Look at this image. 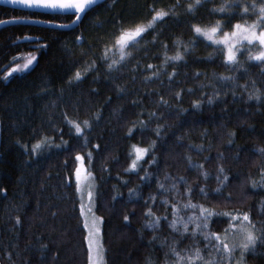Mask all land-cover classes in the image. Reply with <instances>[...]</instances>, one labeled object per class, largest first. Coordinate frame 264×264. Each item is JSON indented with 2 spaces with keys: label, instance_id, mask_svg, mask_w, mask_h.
I'll use <instances>...</instances> for the list:
<instances>
[{
  "label": "trees",
  "instance_id": "1",
  "mask_svg": "<svg viewBox=\"0 0 264 264\" xmlns=\"http://www.w3.org/2000/svg\"><path fill=\"white\" fill-rule=\"evenodd\" d=\"M194 2L179 0L178 15L166 25L152 21L153 0H106L85 12L72 29L31 23L0 29V189L5 190L0 192V264H87L86 232L74 180L77 153L93 179L94 212L104 218V264H165L159 241L171 238L166 221L156 230L155 243H149L153 229L144 226L142 235L139 231L145 199L155 192L156 178L145 180L141 195L129 199L128 188L140 184L143 171H124L130 145L156 139L153 129L158 123L172 127L165 142L159 143L158 165L150 166L152 171L158 167L161 173L187 177L197 192L204 186L210 198L207 207L239 208L250 211L254 220L264 219V189L249 185L246 196L240 190L246 178L259 180L264 174V157L258 151L264 148V106L244 99L253 88L264 91V75L255 66L246 72L245 67L256 62L241 53L238 58L244 67L227 70L219 51L222 45H213L190 29V25L211 27L217 19L233 27L255 17L250 12L241 19L239 9L210 15L221 4L227 7L226 0H202L203 6L189 9ZM174 3L177 0H155V8L168 12L167 6ZM4 20L70 24L74 16L0 6V21ZM136 26L145 28V33L118 51L116 37ZM178 50L183 60L162 63L165 55L171 57ZM31 56L37 59L24 69ZM17 65L20 73L6 80ZM155 70L159 77L152 75ZM169 74H174L171 82ZM181 90L182 99L177 100L175 93ZM214 90L221 96L211 106L192 108L194 100L201 96L206 100ZM161 96L173 109L177 105L187 109L179 121L174 110L157 103ZM152 113L156 115L150 120ZM137 121H144L146 128L137 126L127 136ZM77 124L81 133L75 131ZM229 132L235 133L232 144L227 143ZM178 136L183 138L179 143ZM37 142L40 147L31 157L21 147L31 150ZM62 143L63 147H55ZM221 167L229 179L217 193L213 190ZM204 172L209 173L207 178ZM193 202L205 201L197 195ZM154 211L164 214L159 204ZM125 212L131 213L130 223L122 219ZM211 227L222 232L227 218L214 217ZM246 259L247 264H264V251H250Z\"/></svg>",
  "mask_w": 264,
  "mask_h": 264
},
{
  "label": "snow or ice",
  "instance_id": "2",
  "mask_svg": "<svg viewBox=\"0 0 264 264\" xmlns=\"http://www.w3.org/2000/svg\"><path fill=\"white\" fill-rule=\"evenodd\" d=\"M13 4H21L26 8L32 9H44L51 10L52 12L59 11L60 13H68L74 15L77 20H79L82 14L86 11L87 7L95 3V0H10ZM227 7L221 6L218 9L212 10L210 15H214L216 12H228L232 10L239 9L243 15H251L255 17L253 23H248L246 20L244 23H237L233 26V32L231 34L225 33L223 37H218L216 34V28H201L199 25H190V29H194L195 33L202 35L206 40L212 41L213 45L217 43L223 44V49L219 51L227 50L230 55H225L224 61L227 62V70H231L232 66L244 67L242 61H238L236 58V53L240 52L241 41L247 40L249 44L252 41H258L261 47H264V0H226ZM198 5H202V0H195L194 3L188 5L189 9H195ZM242 5H247L242 7ZM179 6V0L177 3L168 5V12L158 11L155 8V0L151 5L154 15H152V21H160L162 25L167 24V20L175 18L178 14L175 11ZM151 15V13H149ZM18 19V18H17ZM75 23V21H73ZM60 28L69 27L68 24L56 25ZM219 26V25H217ZM152 25L149 24V29ZM145 33V28L136 26L134 29H126L121 32L116 37V44L122 49L128 45L129 41L134 40V38H139ZM80 39V37H77ZM247 47V46H244ZM255 47V45H253ZM187 51V49H185ZM241 55L244 53L241 52ZM211 57V54L209 58ZM37 59L36 56H31L26 64L23 65L24 69H28L30 65ZM184 56L178 50L175 55L168 57L165 55V60L162 62L166 64L169 60L171 61H181ZM247 60L249 62H256L255 65L249 63L245 67V71L251 70V67L255 66L261 75H264V51L253 56L250 52L248 54ZM109 68L112 67L111 64L108 65ZM174 67V72L177 66ZM148 69H152L153 65H147ZM21 69L17 65L16 69L5 77L6 80L11 79L13 76L18 75ZM153 76L159 77L160 73L158 70L153 71ZM81 74L76 73V79H80ZM170 82L174 79V74H169ZM147 79V78H146ZM224 80H228V77H224ZM232 83L235 84L236 80L233 75ZM253 81V85H255ZM71 86V82H70ZM183 90L175 93L177 100L182 99ZM189 91H192L189 89ZM227 94L226 92L224 93ZM232 94L235 97L236 92L233 89ZM221 96L219 90H214L212 94L207 96L205 100L203 96L192 102V108L194 110H202L205 104L211 106L218 97ZM245 102L256 101L258 106H264V91L260 89L253 88L252 91L244 97ZM133 104L138 103L133 101ZM160 106L168 107L170 110H174L176 113L177 121L180 120L183 113L187 109H182L178 105L173 109L170 101L164 100L161 96L160 101L157 102ZM156 113L150 114L149 119L155 116ZM87 125V121H85ZM139 127L140 130L146 128L144 121H137L133 124L132 128L128 129L127 136H131L133 130ZM226 125H221L224 127ZM172 127L171 125L157 124L155 129H153L156 139L151 140L147 145L143 144V139L140 143H133L130 145L127 156L129 157V163L124 169L125 172H136L138 170L143 171V176L140 177V184H137L134 188H128L129 199L135 196L141 195V189L145 180L155 177L156 178V190L155 192H149L148 197L145 199V211H144V224L140 231L142 235V229L144 226L153 229V237L150 239L149 243H155L158 239V233L156 230L160 227L161 221H166L168 228L172 230L169 234L171 237H165L164 240H160L162 249H164L165 264H247L246 254L250 251L255 253L257 250L264 251V219L254 220L250 216V211H242L239 208L229 209L226 211H218L216 208L207 207L205 203L209 201V193L206 191L204 186H200L198 192L196 186L188 182L187 177L184 176H172L171 174L164 172L161 173L157 167L156 171H152L150 166L158 165V154L157 149L159 143H163L166 140L168 129ZM76 133H81L82 129L79 124L75 126ZM228 144H232V137L235 135L234 132L227 133ZM206 137V130L203 134ZM183 138L178 136L177 143H179ZM19 143V141H17ZM61 145H55V147H63ZM24 151L31 157L33 153L36 152L37 148L40 147V143L37 142L31 148L28 149L26 145H21ZM99 147V146H97ZM192 146L190 145L189 148ZM201 150H206L203 145L196 146ZM210 147V146H209ZM261 156L264 157V148L258 149ZM150 156V159H145ZM219 156L222 158L223 153ZM91 157V152L89 153ZM77 162H80L75 168V180L77 185V190L79 191L80 181L82 179V172L84 171L83 156L77 153L75 157ZM194 167H197L194 165ZM224 168H218L216 180L218 186L213 190L217 193L221 191L219 185H224L225 181L229 179L228 175L224 174ZM262 172H264V164H262ZM223 176L221 179L220 176ZM203 176L207 178L209 176L208 172H204ZM119 179V177H118ZM183 182V183H181ZM122 183H127V181H122ZM253 189L262 188L264 189V174L261 175L259 180H254L246 178L240 184L241 195L246 196V189L248 186ZM115 190V186H114ZM5 191L0 189V192ZM116 195H121V193L116 192ZM197 195L201 196V199L205 202H196L193 200ZM90 206L88 212L92 213V219L89 222L87 218L84 221V228L87 231V235L84 236V240L87 242L88 246V256L87 264H98L97 260L93 256V250L97 251L100 248L99 237L101 235L100 224L103 222V217H98L92 212V194L89 193ZM116 196H113L115 199ZM159 204L164 209L163 215H157L154 211V206ZM81 216H85L84 205L81 204ZM214 217H226L227 227L223 229L222 232H217L212 229L211 224ZM123 221L131 222V213L125 212L122 217ZM16 222H20L19 216L16 217ZM192 226L191 228L189 226ZM187 240L188 243L185 244L184 241ZM167 241V242H166ZM181 253H184L181 255Z\"/></svg>",
  "mask_w": 264,
  "mask_h": 264
},
{
  "label": "rangeland",
  "instance_id": "3",
  "mask_svg": "<svg viewBox=\"0 0 264 264\" xmlns=\"http://www.w3.org/2000/svg\"><path fill=\"white\" fill-rule=\"evenodd\" d=\"M208 28H210V27H208ZM199 36L203 37L202 35H199ZM134 39H136V38H134ZM129 42H131V41H129ZM241 43L243 44L244 42L242 41ZM117 47H118V51H120V52L123 51V49L119 45H117ZM79 163L80 162H77L75 168L78 166ZM75 168H74V173H75ZM74 180H75V174H74ZM75 184H76V180H75ZM76 187H77V185H76ZM89 193L92 194V212L95 213L94 212V199H93L94 198L93 179L87 173V170H86V168L84 166V171L82 172V179L80 181V187H79V191H78L79 203H80V212H81V204L84 205V210H85V216H81L82 217V221H83V226H84L85 218H87L89 222L92 219V213L88 212V208L90 206ZM95 215L98 216L96 213H95ZM100 227H101V224H100ZM85 232H86V235H87L88 233H87L86 229H85ZM99 244H100V248H99L98 251L96 249L93 250V256L97 260L98 264H104V255H103V247H102V242H101V235L99 237ZM86 246H87V242H86ZM87 250H88V246H87Z\"/></svg>",
  "mask_w": 264,
  "mask_h": 264
},
{
  "label": "water",
  "instance_id": "4",
  "mask_svg": "<svg viewBox=\"0 0 264 264\" xmlns=\"http://www.w3.org/2000/svg\"><path fill=\"white\" fill-rule=\"evenodd\" d=\"M104 1H106V0H95V3L89 5L85 12H87L88 10L92 9L93 7L101 4ZM0 6L15 9V10H21V11H37V12L50 13V14H68V13H60L59 11L52 12L51 10H44V9H35V8L29 9V8L24 7L21 4H13L10 2V0H0ZM84 13L82 14L81 18L83 17ZM81 18L79 20H77L76 17L74 16L73 21H75V23H73V21H72L70 24H68L69 27H67V28H60V27L56 26L59 24H52V23L31 22V21H26V20H4V21H0V29L2 27L8 26V25H13V24L31 23V24L37 25V26H44V27H50V28H55V29L68 30V29H72V28L76 27L77 24L79 23V21L81 20ZM24 41L26 42V41H31V40L26 39ZM0 131H1V128H0Z\"/></svg>",
  "mask_w": 264,
  "mask_h": 264
},
{
  "label": "clouds",
  "instance_id": "5",
  "mask_svg": "<svg viewBox=\"0 0 264 264\" xmlns=\"http://www.w3.org/2000/svg\"><path fill=\"white\" fill-rule=\"evenodd\" d=\"M221 6H224L225 7V4H221L218 8H220ZM248 23H253L255 21V18L254 19H249V20H246ZM245 21H237L235 24L237 23H244ZM234 24V25H235ZM219 25V26H217ZM215 27L216 28V34L218 37H223V35L225 33H228V34H231L233 32V27H228L226 26L221 20L217 19L214 21V24L210 27V28H213ZM212 42V41H211ZM242 42V41H241ZM243 44L241 43V45L239 46L240 47V52H237L236 53V58L238 61H241L239 58H238V54H240L241 52L244 53L245 55V58L247 59L248 58V54L249 52L255 56L257 54H259L260 52L264 51V47H261L259 45V42L258 41H252V44L250 45L249 42L247 40H243ZM217 46H223L222 43H217L216 44ZM253 45H255V47H253ZM244 46H247V47H244ZM223 49V48H222ZM230 55V53H227V50H224V51H220V55L222 56V59H224L225 55ZM181 55L183 56V54L181 53Z\"/></svg>",
  "mask_w": 264,
  "mask_h": 264
}]
</instances>
